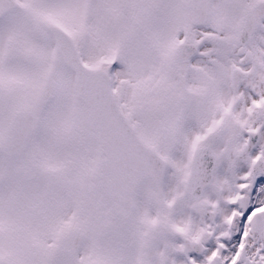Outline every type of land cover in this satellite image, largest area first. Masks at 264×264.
Segmentation results:
<instances>
[{"label": "snow or ice", "instance_id": "6c2138e0", "mask_svg": "<svg viewBox=\"0 0 264 264\" xmlns=\"http://www.w3.org/2000/svg\"><path fill=\"white\" fill-rule=\"evenodd\" d=\"M0 264H264V0H0Z\"/></svg>", "mask_w": 264, "mask_h": 264}]
</instances>
